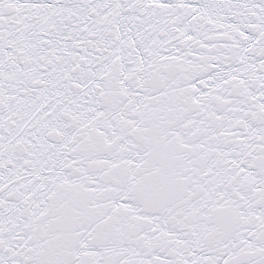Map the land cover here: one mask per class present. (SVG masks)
I'll return each instance as SVG.
<instances>
[{
    "label": "snow or ice",
    "instance_id": "snow-or-ice-1",
    "mask_svg": "<svg viewBox=\"0 0 264 264\" xmlns=\"http://www.w3.org/2000/svg\"><path fill=\"white\" fill-rule=\"evenodd\" d=\"M0 264H264V0H0Z\"/></svg>",
    "mask_w": 264,
    "mask_h": 264
}]
</instances>
